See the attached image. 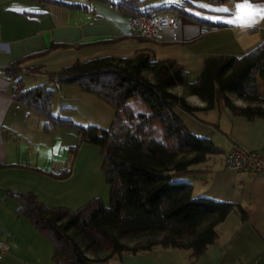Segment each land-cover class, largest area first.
<instances>
[{
    "label": "crops",
    "instance_id": "0c3cea01",
    "mask_svg": "<svg viewBox=\"0 0 264 264\" xmlns=\"http://www.w3.org/2000/svg\"><path fill=\"white\" fill-rule=\"evenodd\" d=\"M56 1L62 4L55 0H0V28L5 44L0 50V239L6 245L0 260L3 264H51L54 253L51 241L20 213L21 204L16 194H32L47 206L76 210L97 196L101 189L93 185L86 166L77 167V156L69 175H57L63 169L71 168L70 148L74 141L70 143L68 136H73L77 144L79 135L75 137L74 129L61 126L46 133L45 117L13 99V88L18 79L25 88H30L48 81L50 74L79 62L102 57L131 58L143 51L150 52L157 60H174L195 78L202 72L208 57L241 56L264 40V19L245 27L225 22L232 18L233 10L224 14L203 8L198 11L209 14L197 15L191 11L195 10V1L184 7L190 16L223 27L211 30L183 14L157 13L187 17L178 19V41H172V29L167 28L163 32L165 41L161 43L144 40L139 30L132 26L131 15L108 2ZM231 1L236 3L235 8L241 2ZM253 3L264 6V1ZM66 4L77 7L70 8ZM172 4L179 5L167 0H148L144 6ZM13 67L17 69L15 76L6 72ZM23 72L31 75V80H23L20 77ZM79 89L82 94L88 93ZM172 91L198 111L206 106L199 96L188 93L183 86ZM259 93L264 96L263 82ZM230 97L239 106L248 104L235 96ZM61 98L55 94L53 113L73 121L61 109L64 106L55 108ZM198 111L195 117L177 109L185 125L198 135L214 141L219 134L224 136L228 131L225 137L229 145L223 155L210 156V166L201 165L204 162L191 167L194 172L206 171L199 175L201 184L188 173L184 179L193 184V196L238 203L247 212L248 219L241 220L238 208H235L217 226L218 239L197 257L190 249L156 247L111 258L109 264H264V176L225 165L226 155L234 146L254 151L264 149V118L249 120L235 116L225 105L209 110L210 119ZM226 116L230 117L231 125H226L228 129L223 130Z\"/></svg>",
    "mask_w": 264,
    "mask_h": 264
},
{
    "label": "trees",
    "instance_id": "16d2710c",
    "mask_svg": "<svg viewBox=\"0 0 264 264\" xmlns=\"http://www.w3.org/2000/svg\"><path fill=\"white\" fill-rule=\"evenodd\" d=\"M147 1L118 0L115 6L131 15V19L142 14L173 12L193 18L211 30L223 27L190 16L184 7L196 0L145 7ZM204 1L224 4L230 0ZM6 72L15 76L17 69ZM259 80L264 83V40L241 56L208 57L195 78L174 60H157L143 51L131 58L102 57L79 62L30 88L18 79L13 99L45 117L46 133L60 126L77 128L79 143L70 148L74 156L81 142L100 148L109 186L107 203L98 196L76 210L47 206L32 194H16L20 213L53 244L51 264H109L114 255L121 257L156 247L190 249L197 257L218 239L217 226L235 208L241 220L246 221L248 214L238 203L195 197L193 184L178 179L194 172L193 165L222 153V149L211 138L198 135L185 125L177 109L197 117L198 108L172 90L183 86L188 93L199 96L206 103L199 110L225 105L233 115L253 120L264 118ZM69 84L105 99L113 107L114 118L109 127L83 126L53 114L57 89ZM230 95L248 104L239 106ZM135 103L144 111L138 112ZM72 165L57 175H69ZM77 237L84 240V248ZM87 251L93 252L94 257ZM102 251L109 253L100 257Z\"/></svg>",
    "mask_w": 264,
    "mask_h": 264
},
{
    "label": "rangeland",
    "instance_id": "374dc122",
    "mask_svg": "<svg viewBox=\"0 0 264 264\" xmlns=\"http://www.w3.org/2000/svg\"><path fill=\"white\" fill-rule=\"evenodd\" d=\"M82 1H84V0H82ZM155 1L159 2L162 0H155ZM167 1H169V3H176L175 0H167ZM115 3H118V1L114 2V1L110 0V2H108V4H110L112 7L115 6ZM203 3L210 4L204 0H203ZM179 4H182V3H179ZM195 4H196V6L194 7L195 10L191 9L192 12H194L196 14L197 13L209 14V13H205L202 11H198L199 9H203V8L199 7L198 2H196V1H195ZM234 4H236V3L234 1L230 0L224 4H210V5H213L215 8H227L231 12L232 10L235 11V7H233ZM116 8L120 9L119 7H116ZM230 12H228V13H230ZM224 14H226V13H224ZM177 18L178 19L179 18H186L187 19V17L181 16V15L177 16ZM20 77L23 78V80H25V81L31 80V78H32L31 75L27 74L26 72L21 73ZM259 82H260V84H259V90H260L262 82H261V80H259ZM55 94L57 96L62 97L61 99H59L56 102L55 108L58 110L60 106H64L61 109L62 110L64 109L67 116H69L68 118L73 119L72 122H74L76 124L83 125V126L96 125V126H99L102 128H107L113 122L114 109L112 108V106L105 99H103V98H101L95 94H91V93H83L82 94L80 92L79 86L76 84L63 86L59 90L57 89ZM54 100H55V98H54ZM53 104H54V101H53ZM134 105H135V108H137L136 110L138 112L144 111L143 107L140 104L135 103ZM210 111L208 112V111L199 110L198 113L202 114L205 118L210 119L211 118V112ZM226 117H227L226 123L222 127L223 130H225V128H226V130L228 129V126H226V125H231L230 117L229 116H226ZM70 128L74 129V130H72L74 133V136L78 137L79 133H78L77 128H74V127H70ZM226 133L229 134L228 131H225L224 136H223V134H219V137L214 139V142L223 149V152L221 154H218L217 156L223 155L226 151V145H229V140L225 137V135H227ZM157 137H160V133H158ZM68 140L70 141V143L72 141H74L72 143V145L75 146L77 140L73 136L69 135ZM78 143H79V141H78ZM73 146H71V147H73ZM80 151L82 153V156L81 155L79 156ZM71 154H72V163H74V160L77 156V158H76V160L78 159L77 167L86 166L87 170H88V176L91 178L93 185L96 187H99V189L101 188L98 195L95 197L100 196L105 201V203H107L109 200V186L107 184L106 176H105L103 169H102L103 157H102L100 148L94 144H90L87 142H81L79 144V148H78L75 156L73 155L72 152H71ZM196 165H198V164H196ZM201 165L210 166L211 165V157H210V160H207L206 163L201 164ZM204 174H206V171L205 172H194V173L189 172L188 173V175H190L189 176L190 178H193V180H198L199 183L201 181V179H200L201 176H199V175H204ZM185 175H187V174L180 175L178 178L185 180L187 177ZM102 176L104 177L103 179H102ZM92 199H90V200H92ZM89 201H87V203ZM77 241L79 242V244L83 248L85 247L84 240L81 237H77ZM108 253H109L108 251H102L98 255L100 257H105L108 255ZM87 254L94 257V254L91 251H87ZM117 257H119V256L114 255L111 258L116 259ZM111 258L109 259V262H110Z\"/></svg>",
    "mask_w": 264,
    "mask_h": 264
},
{
    "label": "built area",
    "instance_id": "2783aa9c",
    "mask_svg": "<svg viewBox=\"0 0 264 264\" xmlns=\"http://www.w3.org/2000/svg\"><path fill=\"white\" fill-rule=\"evenodd\" d=\"M131 24L138 29L141 37L154 43H161L165 41L164 30L172 29V41L177 42L179 39L177 29L179 21L176 16L158 15L155 13L142 14L131 19ZM4 42L2 38V31L0 28V50L4 49ZM29 73V71H26ZM225 165L227 168L237 169L248 172L251 175L264 176V149L262 150H248L239 146H234L226 155ZM5 243L0 239V259L5 252Z\"/></svg>",
    "mask_w": 264,
    "mask_h": 264
},
{
    "label": "snow or ice",
    "instance_id": "6c2138e0",
    "mask_svg": "<svg viewBox=\"0 0 264 264\" xmlns=\"http://www.w3.org/2000/svg\"><path fill=\"white\" fill-rule=\"evenodd\" d=\"M176 3H182L183 0H175ZM199 7L206 8L215 12H230L227 8H215L213 5L203 3V0H196ZM199 15V13H197ZM231 19L225 21L232 24H240V26L251 27L258 19H264V6L257 5L252 0H241L236 5L235 11L231 13ZM216 19H220L216 17Z\"/></svg>",
    "mask_w": 264,
    "mask_h": 264
}]
</instances>
